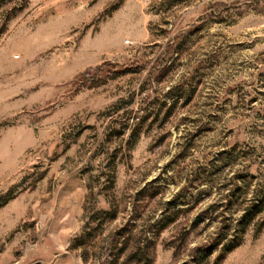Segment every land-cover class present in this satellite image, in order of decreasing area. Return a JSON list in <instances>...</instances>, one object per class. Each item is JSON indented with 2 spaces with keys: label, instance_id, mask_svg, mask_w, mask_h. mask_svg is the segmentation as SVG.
Listing matches in <instances>:
<instances>
[{
  "label": "rangeland",
  "instance_id": "obj_1",
  "mask_svg": "<svg viewBox=\"0 0 264 264\" xmlns=\"http://www.w3.org/2000/svg\"><path fill=\"white\" fill-rule=\"evenodd\" d=\"M0 197V264H264V0H0Z\"/></svg>",
  "mask_w": 264,
  "mask_h": 264
},
{
  "label": "trees",
  "instance_id": "obj_2",
  "mask_svg": "<svg viewBox=\"0 0 264 264\" xmlns=\"http://www.w3.org/2000/svg\"><path fill=\"white\" fill-rule=\"evenodd\" d=\"M7 200H8V197H0V206L3 205ZM163 222L164 221L162 220L157 222V224L159 223L161 225L158 228H156V232L159 231L160 228L164 227L167 224ZM167 222H170V221L168 220ZM117 236H119V234ZM115 246H116V239H114L113 244L111 246L110 252L112 255L109 257V260H105L104 262H101L100 264H118L117 263L118 253L121 252V250L124 247L119 249L118 247H115ZM148 250L149 249L147 248L145 244H143V246L141 247L140 245L139 246L137 245L132 249V251H130L128 254H126L123 257L122 261H120L119 264H149L151 260V255L149 254Z\"/></svg>",
  "mask_w": 264,
  "mask_h": 264
}]
</instances>
